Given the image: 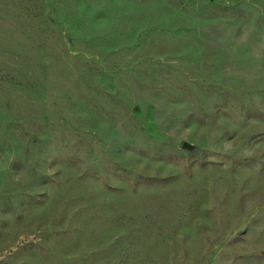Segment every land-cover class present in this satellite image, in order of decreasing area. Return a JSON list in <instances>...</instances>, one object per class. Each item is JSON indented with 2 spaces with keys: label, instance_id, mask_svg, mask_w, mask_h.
Masks as SVG:
<instances>
[{
  "label": "rangeland",
  "instance_id": "374dc122",
  "mask_svg": "<svg viewBox=\"0 0 264 264\" xmlns=\"http://www.w3.org/2000/svg\"><path fill=\"white\" fill-rule=\"evenodd\" d=\"M0 264H264V0H0Z\"/></svg>",
  "mask_w": 264,
  "mask_h": 264
}]
</instances>
